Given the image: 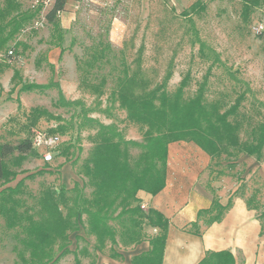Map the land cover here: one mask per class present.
Wrapping results in <instances>:
<instances>
[{"label":"rangeland","instance_id":"obj_1","mask_svg":"<svg viewBox=\"0 0 264 264\" xmlns=\"http://www.w3.org/2000/svg\"><path fill=\"white\" fill-rule=\"evenodd\" d=\"M18 1L23 9H27L35 8L40 0ZM194 1L69 0L65 10L58 15L60 25L65 30L63 46L66 47L60 60V47L50 44L54 34L52 23L45 18L52 7L50 3L43 6L38 15L17 35L16 40L24 42L28 47L19 45L9 55L15 60L14 69H19L22 82H47L54 76L60 81L66 97L82 98L92 105L101 101L102 108L109 106V112H94L92 115L105 123L115 122L127 138L141 140L144 129L126 117V111L119 107L118 102L114 103L111 95L126 66L130 73L137 72L144 78L145 89L161 83L167 70L171 68L172 76L166 88L169 92H174L186 77L187 85L183 91L185 98L195 95L207 76L205 98L208 102L218 101L222 110L229 107L248 86L264 102V0L253 6L247 17L243 14V0H202L206 4L205 8L191 14L195 27L189 17L180 14ZM3 3L4 0H0V6ZM39 18L45 22L35 26V21ZM195 30L202 39L220 52V64L210 68L212 61L200 56L198 44L193 43ZM9 44L8 49H13L14 41ZM101 44H109L111 48L102 58L97 59L93 56V51ZM2 56L8 57L7 52L0 51V57ZM48 61L55 65L54 68ZM8 71L12 73V70ZM230 72H234L238 79H234ZM103 79L106 80L101 87L103 93L99 94L94 85ZM5 84L6 90L12 89L14 85L12 79ZM144 88L138 86L136 91L142 92ZM1 91L2 88L1 141L17 143L31 138L36 128L50 131L60 124L68 127L67 121L75 112L73 107L54 105L58 97L57 89L23 92V105L20 107H17L16 102H5L3 98L6 94H1ZM249 93L235 117L242 122V138L250 136V121L262 118L264 111V108L252 104ZM36 106L46 108L49 115L40 117L34 123L31 108ZM51 133L61 137L53 161H44L41 149L33 147L18 168L23 171L12 181L0 185V189L15 186L24 178L21 191L14 195L15 202L9 204H13L25 216L32 215L35 220L42 217L39 201L45 190H53L58 194L64 186L70 188L75 181L82 185L87 180L82 175L81 166L93 146L94 130H83L81 135H78L76 129H67L65 134L59 131ZM69 143L71 147H67ZM65 148L67 153H61ZM131 151L134 155L139 153L137 148H132ZM236 161L233 167L228 166L226 159L211 161L210 156L193 142L176 141L169 145L167 170H195L198 173L203 170L198 176L200 184L208 181L205 170H227V175L219 176L214 186L215 193L221 197H227L243 182V198L253 195L254 204L258 205L257 209L248 210L256 223L253 239L250 241L256 248L254 264H264V234H259L261 224L264 223V215L259 219L264 212V159L256 160L255 157L240 154ZM91 191L92 187L87 183L84 192L90 195ZM140 204L144 205L141 202ZM142 208L146 209L145 206ZM63 211L66 212V209L63 208ZM206 218L203 217L199 222L202 233L206 231ZM28 222L25 217L21 224L9 227L6 217L0 213V264H22L18 252L24 251L26 255L29 253L23 243L27 236ZM173 224L182 227L181 229L191 228L190 224L174 221ZM82 225L78 231L70 233L69 248L72 252L62 256L55 264H74L76 256L80 258L81 264H125L126 256L142 248V245H114L124 256L123 259L112 258L110 244L99 250L95 237ZM115 225L119 228L116 221ZM143 232L148 238L160 232V229L143 224ZM226 243L227 240H222L214 247H224L226 245L223 244ZM235 255L238 264H246L242 250H237Z\"/></svg>","mask_w":264,"mask_h":264},{"label":"trees","instance_id":"obj_2","mask_svg":"<svg viewBox=\"0 0 264 264\" xmlns=\"http://www.w3.org/2000/svg\"><path fill=\"white\" fill-rule=\"evenodd\" d=\"M259 1L243 0V14L247 17L252 7ZM68 2L69 0H51L52 7L45 17L52 23L54 29L50 44L60 47L59 60L66 47L63 46L65 30L60 25L58 15L65 10ZM43 6L44 3L40 0L35 8L23 9L18 0H4L0 6V51H6L10 58L9 54L17 50L19 45L28 47L24 42L16 40V37L38 15ZM205 6L202 0H195L180 14L189 17L195 27L191 14L199 12ZM37 21H41V18ZM42 22L44 24L45 20ZM194 35L193 43L198 44L200 56L212 61L210 68L220 64L222 62L220 52L202 39L197 30L194 31ZM10 41H14L13 49H8ZM110 48L109 44H101L95 48L93 56L97 59L102 58ZM47 63L54 68L52 62ZM2 65L7 64L0 66ZM230 75L238 79L234 72H230ZM171 76L172 69L169 68L163 81L150 89H145L144 78L137 72L130 73L127 66L124 68V74L118 77L117 86L111 95L114 103L118 102L119 107L126 111V117L144 129L142 139L138 140L127 138L115 122L105 123L92 115L94 112H109V106L102 108L101 101L92 105L87 104L82 98L66 97L60 81L54 76L47 82H22L19 69H14L12 76L14 85L11 91L19 84L22 85L18 93L57 89L58 97L54 105L75 108L72 117L67 121L68 127L60 124L49 132L59 131L65 134L67 129H76L78 135H81L83 130H94L93 146L81 166L82 175L87 178L86 182L81 185L75 181L70 188L62 187L58 194L53 190H45L39 201L42 212L40 220H35L32 215H23L12 206L13 204H9L15 202L14 195L21 191L24 178L15 186L0 189V213L6 217L7 225L15 227L21 224L25 217L29 221L26 225L27 236L23 239L29 253L26 255L24 251L18 252L22 264L57 263L62 256L72 252L69 248L70 233L78 231L82 224L85 225L87 232L95 237L99 250L110 244L112 258L123 259L124 256L114 245L129 247L148 240L149 249L132 255L131 264H163L170 220L157 209L144 210L140 204L138 191L145 190L157 194L165 187L170 143L193 142L210 156L211 161L226 159L230 167L235 166L236 158L240 154L255 157L256 160L264 159V111L262 118L250 121V136L247 138L240 135L242 122L235 118L249 92L252 104L264 108V102L249 86L238 94L229 107L222 110L218 101L208 102L205 98L207 76L195 95L190 98L183 95L187 85L186 77L181 80L174 92L167 90L166 85ZM105 81L103 79L94 85L99 94L103 93L101 87ZM138 86L144 88L142 92L136 91ZM17 100L20 107L19 96ZM31 113L34 114L32 118L34 123L40 117L49 115L46 108L37 106L31 108ZM33 147L31 138H25L17 143L0 140V185L12 181L23 171L18 168L22 166ZM67 147H71V143ZM66 148L61 153L66 154ZM132 148H137L139 153L134 155ZM210 175L214 180L221 175H227V170H210ZM87 183L92 187L90 195L84 192ZM243 185L242 182L231 194L227 204L223 205L215 193V188L209 184L214 193L212 204L198 211L197 219L191 222L193 229L187 231L201 235L199 222L203 217L206 218L205 216L207 218L204 222L207 226L215 221H221L225 211L232 206L233 197L243 198L241 190ZM245 201L248 209H257L258 205L254 204L253 195L246 197ZM263 215L264 212L259 217L260 220ZM143 224L157 227L160 232L146 238ZM259 234H264L263 222ZM74 264H81L78 256L75 257ZM196 264H238V260L231 249H207Z\"/></svg>","mask_w":264,"mask_h":264},{"label":"crops","instance_id":"obj_3","mask_svg":"<svg viewBox=\"0 0 264 264\" xmlns=\"http://www.w3.org/2000/svg\"><path fill=\"white\" fill-rule=\"evenodd\" d=\"M14 62L15 60L12 58L0 57V65L7 64L0 66V88H2L1 94H6L3 98L5 102H16L17 107H19L18 96L20 97L21 105H23L21 99L23 92L18 93L22 84H19L14 91H11L10 88L6 90L5 86V83L12 79L14 74ZM8 69L12 70V73ZM7 91L12 93L9 94ZM206 155L208 156L207 153ZM202 171L200 170V173ZM200 173L195 170H167L166 185L157 194H152L145 190L138 191V197L140 202L145 205L146 211L150 208L157 209L170 220L163 264H196L205 255L207 249H231L234 254L237 250H242L246 257V264H254L256 248L250 241L253 239L256 223L254 216L248 214L249 209L245 199L242 197H233L232 206L225 211L222 220L219 222L215 221L210 226H207L206 231L201 235L191 233L173 224L174 221L176 223L190 224L191 226V222L197 219L198 211L211 206L214 193L211 191L209 184L214 187L217 178L211 182L212 175H210V170H205L204 174L208 181L206 180V183L201 182L202 184H200L198 182ZM236 189H233L227 197L219 196L220 202L226 205L229 197ZM189 191L190 194H188ZM222 240L228 241V243L223 244L226 246L214 247ZM141 245V250L126 256L125 264H131L132 255L145 251L150 246L148 240L138 244V246ZM196 250L199 252L197 253Z\"/></svg>","mask_w":264,"mask_h":264},{"label":"built area","instance_id":"obj_4","mask_svg":"<svg viewBox=\"0 0 264 264\" xmlns=\"http://www.w3.org/2000/svg\"><path fill=\"white\" fill-rule=\"evenodd\" d=\"M44 6L50 4L51 0H41ZM42 21H37L36 25H42ZM35 132L31 137L33 146L37 149H41L43 160L46 162L53 161L55 154L58 151V145L60 143L61 137L58 134L51 133L47 130H42V128H36ZM143 207L145 205H142Z\"/></svg>","mask_w":264,"mask_h":264},{"label":"bare ground","instance_id":"obj_5","mask_svg":"<svg viewBox=\"0 0 264 264\" xmlns=\"http://www.w3.org/2000/svg\"><path fill=\"white\" fill-rule=\"evenodd\" d=\"M173 242H174V241H173ZM170 245H171V244H170ZM170 245H169V246H170ZM173 245H174V244H173ZM173 245H172V246H173ZM169 246H168V247H169ZM196 246H197V245H196ZM172 252H173V251H172ZM196 252H197V250H196ZM198 252H199V251H198ZM198 252H197V253H198ZM167 253H168V252H167ZM169 254H170V253H169ZM169 254H168V255H169ZM172 254H173V253H172ZM171 258H172V257H171ZM195 258H196V257H195ZM191 259H192V258H191ZM170 261H171V260H170ZM192 261H193V260H192ZM192 261H191V262H192ZM187 263H188V262H187ZM188 264H190V263H188Z\"/></svg>","mask_w":264,"mask_h":264}]
</instances>
